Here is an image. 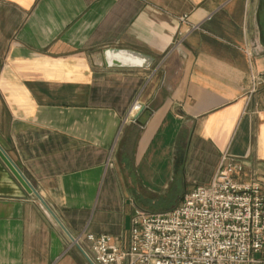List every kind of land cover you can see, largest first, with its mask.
<instances>
[{
  "label": "crops",
  "instance_id": "1",
  "mask_svg": "<svg viewBox=\"0 0 264 264\" xmlns=\"http://www.w3.org/2000/svg\"><path fill=\"white\" fill-rule=\"evenodd\" d=\"M109 49L154 62L107 68ZM252 76L264 0H0V149L39 197L0 160V264H90L85 234L125 243L133 206L173 210L224 156L264 189Z\"/></svg>",
  "mask_w": 264,
  "mask_h": 264
},
{
  "label": "built area",
  "instance_id": "2",
  "mask_svg": "<svg viewBox=\"0 0 264 264\" xmlns=\"http://www.w3.org/2000/svg\"><path fill=\"white\" fill-rule=\"evenodd\" d=\"M198 30L191 25L184 36ZM261 53L255 45L248 56ZM251 79L253 90L264 86V77ZM241 168L224 156L211 183L169 212L133 206L127 241L85 234L84 257L90 264H264V189L236 181Z\"/></svg>",
  "mask_w": 264,
  "mask_h": 264
},
{
  "label": "water",
  "instance_id": "3",
  "mask_svg": "<svg viewBox=\"0 0 264 264\" xmlns=\"http://www.w3.org/2000/svg\"><path fill=\"white\" fill-rule=\"evenodd\" d=\"M102 56L104 65L111 69H149L154 62L153 58L130 50L109 49L104 51ZM144 109V106L141 107L137 117ZM0 160L28 195L39 198L30 183L1 149ZM39 200L44 204L41 199Z\"/></svg>",
  "mask_w": 264,
  "mask_h": 264
}]
</instances>
